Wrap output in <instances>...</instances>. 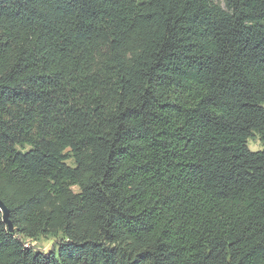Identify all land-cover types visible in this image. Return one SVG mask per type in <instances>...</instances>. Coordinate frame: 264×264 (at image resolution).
Returning a JSON list of instances; mask_svg holds the SVG:
<instances>
[{"label":"trees","instance_id":"obj_1","mask_svg":"<svg viewBox=\"0 0 264 264\" xmlns=\"http://www.w3.org/2000/svg\"><path fill=\"white\" fill-rule=\"evenodd\" d=\"M0 200V264H264V0H0Z\"/></svg>","mask_w":264,"mask_h":264},{"label":"rangeland","instance_id":"obj_2","mask_svg":"<svg viewBox=\"0 0 264 264\" xmlns=\"http://www.w3.org/2000/svg\"><path fill=\"white\" fill-rule=\"evenodd\" d=\"M247 145L251 150H259L262 148V142L259 140V137L256 134L247 140ZM66 163L74 165V160L70 158L66 161ZM74 189L75 191H77V187H74ZM24 241L27 245L33 246L40 251H49L52 249H56L55 240L53 238L41 237L37 240L25 239Z\"/></svg>","mask_w":264,"mask_h":264},{"label":"water","instance_id":"obj_3","mask_svg":"<svg viewBox=\"0 0 264 264\" xmlns=\"http://www.w3.org/2000/svg\"><path fill=\"white\" fill-rule=\"evenodd\" d=\"M0 209L3 212V219L7 223L9 231H13V229H14L13 225H12L11 221L8 219V209L6 208V206L4 205V203L1 200H0Z\"/></svg>","mask_w":264,"mask_h":264}]
</instances>
